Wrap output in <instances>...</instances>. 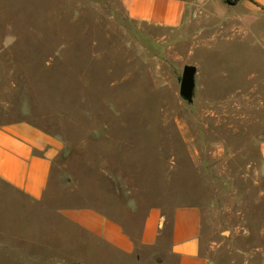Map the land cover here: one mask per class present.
Masks as SVG:
<instances>
[{"label":"rangeland","instance_id":"374dc122","mask_svg":"<svg viewBox=\"0 0 264 264\" xmlns=\"http://www.w3.org/2000/svg\"><path fill=\"white\" fill-rule=\"evenodd\" d=\"M248 16L178 33L119 0H0L1 117L56 135L51 186L133 238L150 209L197 206L210 256L264 264V10ZM37 248L0 246V264H31ZM55 248L34 264L56 263ZM103 264L176 262L144 250Z\"/></svg>","mask_w":264,"mask_h":264},{"label":"crops","instance_id":"0c3cea01","mask_svg":"<svg viewBox=\"0 0 264 264\" xmlns=\"http://www.w3.org/2000/svg\"><path fill=\"white\" fill-rule=\"evenodd\" d=\"M119 3L128 19L178 33L213 21L247 22L249 10H264V0ZM2 89L0 74V104ZM61 149L56 135L25 119L4 121L0 114V246L4 249L38 246V253L29 255L31 264L40 258L39 246H60L55 248L54 264L74 260L103 264L111 252L136 256L144 250L176 264H225L210 256L209 246H202V213L197 206L175 208L169 217L152 208L133 238L115 220L80 200L75 203L65 195L67 188L51 186L52 164Z\"/></svg>","mask_w":264,"mask_h":264},{"label":"water","instance_id":"95a60500","mask_svg":"<svg viewBox=\"0 0 264 264\" xmlns=\"http://www.w3.org/2000/svg\"><path fill=\"white\" fill-rule=\"evenodd\" d=\"M194 73H195L194 67L185 66L181 74L179 91L180 94L183 95L188 102H191L192 100L191 95H192V89L194 87V82H193Z\"/></svg>","mask_w":264,"mask_h":264},{"label":"trees","instance_id":"16d2710c","mask_svg":"<svg viewBox=\"0 0 264 264\" xmlns=\"http://www.w3.org/2000/svg\"><path fill=\"white\" fill-rule=\"evenodd\" d=\"M227 2L230 3V4H236L237 3V1H234V2L227 1Z\"/></svg>","mask_w":264,"mask_h":264},{"label":"built area","instance_id":"2783aa9c","mask_svg":"<svg viewBox=\"0 0 264 264\" xmlns=\"http://www.w3.org/2000/svg\"><path fill=\"white\" fill-rule=\"evenodd\" d=\"M225 1L234 2V1H237V0H225Z\"/></svg>","mask_w":264,"mask_h":264}]
</instances>
